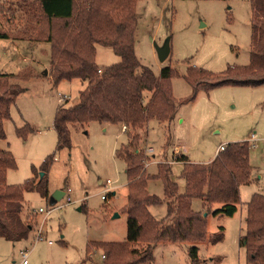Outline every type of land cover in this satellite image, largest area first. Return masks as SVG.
Returning <instances> with one entry per match:
<instances>
[{"label": "rangeland", "instance_id": "obj_1", "mask_svg": "<svg viewBox=\"0 0 264 264\" xmlns=\"http://www.w3.org/2000/svg\"><path fill=\"white\" fill-rule=\"evenodd\" d=\"M16 1L0 0V30L11 37L21 36L18 31L26 25L18 12L14 14ZM250 2L138 0L136 3L135 50L139 60L156 74L164 66H171L176 72L171 78L178 103L176 118L164 124L151 120L139 130L142 149L149 155L144 161L147 172L156 174L159 162H170L172 179L184 193L185 180L180 177L183 162L173 161V156L182 153L194 163L205 164L228 143L248 141L251 146L254 180L240 187V203L233 216L214 215L220 204L210 206L209 236L212 240L223 226L224 237L214 244L208 241L195 244L199 264H247L246 248L240 243L245 232L246 203L254 193H264V85H221L200 90L193 100L181 102L193 94V86L186 77L189 68L221 74L229 65L249 63L254 18ZM166 41L170 42L171 52L161 62L157 49ZM27 44L16 45L0 38V72L29 73V80H21L26 89L11 107V119L5 122L7 137L0 141V146L13 152L17 163L16 169L7 171L6 182L23 183L34 175V167L40 169L47 156L54 154V159L47 173L49 197H42L37 191L24 193L21 218L31 225L29 235L21 241L0 237V264H22L24 251H29L28 264H102L103 250L93 246V242H125L127 236L128 216L123 208L127 204L128 180L125 163L115 155L116 149L127 141V135L120 124L96 121L72 124L71 149L56 151L55 113L61 105L76 103L86 83L73 79L55 85L51 76L45 74L49 68L48 44H36L33 50ZM119 61L120 57L109 46H96V62L100 67ZM145 94L148 98L150 92ZM25 124H30L34 131L22 139L16 128ZM107 179L112 180L114 188L103 192ZM57 190L65 192L60 200L53 197ZM148 190L165 198L161 180L150 181ZM40 208L52 209V213L46 217ZM192 208L204 211V215L209 206L194 199ZM150 211L162 219L167 214V204L151 206ZM39 231L41 239L37 237ZM192 245L159 242L152 264H191L188 249ZM145 246L143 242L131 244L132 248Z\"/></svg>", "mask_w": 264, "mask_h": 264}, {"label": "trees", "instance_id": "obj_2", "mask_svg": "<svg viewBox=\"0 0 264 264\" xmlns=\"http://www.w3.org/2000/svg\"><path fill=\"white\" fill-rule=\"evenodd\" d=\"M137 1L17 0L14 14L18 12L25 28L18 31L21 36L14 37L0 30V38L27 41L30 49L35 44L47 43L48 75L53 83L57 85L73 79L86 83L76 103L61 105L55 113L56 151L71 149L72 124L96 121L126 126L127 141L116 149L115 155L125 163L128 180L127 204L123 208L128 216L127 236L125 242H93V246L103 250L102 264H152L154 248L159 242L193 243L188 249L191 264H199L195 244L206 241L214 244L224 237L223 226L212 240L209 236L210 206L220 204L213 211L214 215L233 216L240 203V187L254 180L251 146L248 141L228 143L205 164L194 163L182 153L173 156V161L183 162L180 177L185 180L184 193L172 179L170 162H159L156 174L147 172L144 161L149 155L142 149L139 130L151 120L159 124L172 122L177 116L178 103L171 87V78L176 76L174 69L164 66L156 74L142 65L136 54ZM250 3L254 18L249 63L229 65L221 74L189 68L186 77L193 86V94L181 102L193 100L200 90L221 85H264V0H251ZM97 45L112 48L120 61L100 67L96 62ZM24 73L0 72V141L7 137L4 125L11 119V107L26 89L21 80H29V73ZM147 91L150 92L148 98ZM33 131L30 124L16 128V134L22 139ZM53 159L54 154L47 156L40 169L34 167V175L23 183L8 184L7 171L16 169L17 163L13 152L0 146L1 238L21 241L28 237L31 225L21 218L24 193L37 191L42 197H49L47 173ZM152 180L162 181L165 198L149 192ZM194 199H201L209 206L206 216L204 211L192 208ZM165 202L167 214L157 219L150 207ZM138 242L146 246L142 249L131 247ZM240 243L246 248L247 264H264V193H254L246 203L245 232ZM90 251L91 247L88 254Z\"/></svg>", "mask_w": 264, "mask_h": 264}, {"label": "built area", "instance_id": "obj_3", "mask_svg": "<svg viewBox=\"0 0 264 264\" xmlns=\"http://www.w3.org/2000/svg\"><path fill=\"white\" fill-rule=\"evenodd\" d=\"M125 129H126V126H123V130H124V131H125ZM224 146H225V145L221 146V147L219 148V151H220V150H223V149H224ZM148 151H149V152H152L153 150H152V149H149ZM104 186H105V188H104L103 192H106V191L112 190V189L114 188V187H113V182H112V180H110V179H107V180H106ZM102 198H105V195H102ZM39 211H40V212H44V213L46 214V215H45L46 217H48V216L52 213V209H47V210H45L44 208H40ZM37 237H38L39 239L42 238L41 231L38 232ZM49 243H51V241H50ZM22 256H23L22 264H28L29 251H24V252H22Z\"/></svg>", "mask_w": 264, "mask_h": 264}, {"label": "water", "instance_id": "obj_4", "mask_svg": "<svg viewBox=\"0 0 264 264\" xmlns=\"http://www.w3.org/2000/svg\"><path fill=\"white\" fill-rule=\"evenodd\" d=\"M157 52H158V57H159L160 61L164 62L167 59V57L170 55V52H171L170 42L166 41L163 46H161L160 48L157 49ZM64 195H65V192H63L62 190H57L53 194V197L56 200H60ZM206 215L207 214H204V216H206Z\"/></svg>", "mask_w": 264, "mask_h": 264}, {"label": "crops", "instance_id": "obj_5", "mask_svg": "<svg viewBox=\"0 0 264 264\" xmlns=\"http://www.w3.org/2000/svg\"><path fill=\"white\" fill-rule=\"evenodd\" d=\"M8 40H10L12 43H14V44H19V43H22V42H26V43H28L27 41H24V40H15V39H12V38H7ZM17 42V43H16ZM39 44H41V43H39ZM28 45V47H29V43L27 44ZM35 47H36V44L33 46V48L31 49V50H33V49H35ZM27 58H28V56H26ZM26 57L24 58V60H27L26 59ZM45 74H47V76H48V70L46 69L45 70ZM122 126V125H121ZM121 131L122 132H124V130H123V126H122V128H121ZM218 152L219 151H217L216 150V152H215V155H214V158L218 155ZM213 157L211 158L212 160L214 159ZM190 159V158H189ZM179 162V161H178ZM102 182V181H101ZM114 194H115V191H114Z\"/></svg>", "mask_w": 264, "mask_h": 264}]
</instances>
